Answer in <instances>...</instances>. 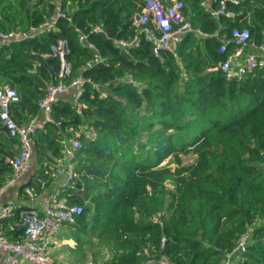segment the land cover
<instances>
[{
	"label": "trees",
	"instance_id": "16d2710c",
	"mask_svg": "<svg viewBox=\"0 0 264 264\" xmlns=\"http://www.w3.org/2000/svg\"><path fill=\"white\" fill-rule=\"evenodd\" d=\"M182 1L183 14L210 37L187 34L176 56L165 53L160 60L144 41L125 53L90 32L99 26L110 38H132L131 20L141 0H0L3 32L38 27L57 6L65 15L52 31L0 47V86L19 95L10 107L17 124L39 113L53 78L49 68L57 69L56 60L41 55L58 40L70 48L64 82L78 75L86 80L82 115L69 92L53 104V123L35 134V177L20 191L48 185L47 163L60 157L67 128L90 122L97 137L83 140L76 154L79 187L60 195L83 208L70 227L73 241L89 239L91 248L97 243L98 257L104 251L110 256L105 264H145L161 254L175 264H218L256 222L246 264H264V71L226 81L211 70L232 48L219 52L221 37L233 28L248 27L255 44L264 42V0L229 6L233 19L211 17L201 6L205 0ZM75 28L95 45L102 63L87 66L92 52L78 44ZM127 75L140 86L127 84ZM2 132L7 133L0 123V187L14 156ZM183 155H194V162L183 164ZM21 233L7 236L18 239Z\"/></svg>",
	"mask_w": 264,
	"mask_h": 264
},
{
	"label": "built area",
	"instance_id": "2783aa9c",
	"mask_svg": "<svg viewBox=\"0 0 264 264\" xmlns=\"http://www.w3.org/2000/svg\"><path fill=\"white\" fill-rule=\"evenodd\" d=\"M214 6L206 7L202 2L201 6L206 8L208 14L213 18L225 17L233 19L235 14L229 6H238L241 0H211ZM58 5V3H57ZM141 10L132 16L131 26L134 29V36L128 40L110 38L102 28L92 27L91 33L103 34L108 40L123 52L140 47L142 41L149 44L152 55L162 60V54H172L176 56L179 45L187 34L196 37L207 38L209 34L194 28L189 18L183 14L185 4L182 0H141ZM65 17L57 6L54 15L38 27L30 26L28 30H11L9 32L0 31V47H8L14 43L34 38L43 32L52 31L56 21ZM70 22V18H68ZM247 24L249 18L247 16ZM78 44L92 52V64L102 63L97 48L90 43L87 36L79 29ZM228 46H232L226 58L219 62L213 71H219L226 81L242 79L246 76L254 75L256 72L264 71V42L255 44L251 39L248 27L233 28L229 36L222 38L219 48L221 54L226 53ZM70 48L67 40L60 39L52 44L49 52L42 54V58H50L57 61V69L53 70L52 80L47 83L44 97L38 102V110L43 115V120L30 119L24 124H17L11 116L10 107L19 102V95L16 90L8 85L0 86V123L11 138L17 140L18 152L10 160L11 176L0 187V198L5 189L10 187L17 178L26 174L31 166L35 134L44 130L45 125L53 123L52 109L58 97L72 92L74 109L77 115H82L83 106L79 101L82 89L86 80L78 75L69 83L64 80L70 76L71 66L67 60ZM39 66L38 62L33 64V72ZM127 84L139 87L140 83L134 81L130 75L124 80ZM59 125V122L57 123ZM97 137V132L90 122H82L77 126H69L64 138L61 140V155L66 158V166L58 161L53 168L46 171L51 178L58 175H65L66 181L63 188L79 187L76 183L75 164L76 154L82 147V141H93ZM27 194L32 196V191L27 190ZM60 193L56 192L43 199L42 210L38 211L29 208L21 211V220L15 226L22 230L20 239H10L4 229L3 222L12 219L15 215L16 206L5 204L0 206V251L5 253L4 264H55L49 257V249L52 240L59 230L64 226H74L77 218L82 214L83 208L79 205H68L64 199L60 198ZM157 220V218H155ZM258 224L252 223L241 233L233 248L224 253L218 264H246L248 247L251 243L252 234ZM165 243V238L161 239V247ZM110 259L106 254L104 260L95 262L89 259L85 264H105ZM145 264H175L170 258L161 254L155 258L148 257Z\"/></svg>",
	"mask_w": 264,
	"mask_h": 264
},
{
	"label": "crops",
	"instance_id": "0c3cea01",
	"mask_svg": "<svg viewBox=\"0 0 264 264\" xmlns=\"http://www.w3.org/2000/svg\"><path fill=\"white\" fill-rule=\"evenodd\" d=\"M205 3H206V7H211L214 5L211 0H205ZM223 37H221V42ZM231 50L232 48L229 50V52H231ZM33 118H36L38 121H42L43 115L39 112ZM1 134H3L2 135L3 144L7 146L6 149L12 152L13 155H16L18 152L17 142L14 141L12 138H10L6 132H2ZM58 161H61V164L64 166H66L67 164L66 158H63V156L61 155V150H60V157L58 159L56 160L53 159L52 162L47 163L48 164L47 169L53 168ZM36 169L37 167L35 162V154L33 152L29 171L26 174L22 175L21 177L17 178L14 184H12L10 187L5 189L4 192L2 193V196L0 198V206L8 203L14 204L16 206L14 217L12 219L3 222L6 235L13 234V231L21 230L20 228H17L15 226L21 220V211L29 208H34L37 209L38 211H41L42 202L44 198L49 197L50 195L56 192L62 194L67 189H70V188H63V184L66 181L65 175H58L55 178H51L48 174H46L47 171L46 169L45 175L49 176L50 178V182L48 185H45L43 183L38 191H33L32 188H25L24 191L21 192L20 188L26 185L32 179H34ZM10 176H11V172L10 174L6 175L5 177L6 181L10 178ZM27 190L32 191V196H29L27 194ZM21 234L18 235V239H20ZM70 245H73V247L76 246L77 249L73 250L70 247ZM89 248H91L89 239H81L79 243H76L72 239L70 227L64 226L59 230V232L53 238L48 254L50 259L55 264H85L87 262V261L84 262L85 260L84 258L86 256L85 254H87V251H90ZM89 253H90L89 255H91L90 259H92V252ZM4 260H5V253L0 251V264H4ZM21 264H29V263L22 262Z\"/></svg>",
	"mask_w": 264,
	"mask_h": 264
},
{
	"label": "rangeland",
	"instance_id": "374dc122",
	"mask_svg": "<svg viewBox=\"0 0 264 264\" xmlns=\"http://www.w3.org/2000/svg\"><path fill=\"white\" fill-rule=\"evenodd\" d=\"M181 159H182V163L183 164L190 165V164H192L194 162L195 156L194 155H187V156H184L183 155V156H181ZM167 162L168 161L164 162L162 165L166 164ZM172 167H174V166L172 165ZM70 247L73 250H76L77 249V247L76 246L73 247V245H70ZM89 249H90V251H87V254H85L86 256L84 258L85 259L84 262H86V261H88L90 259V256L91 255H89L90 254L89 252H92V254L94 253V255H95V262H100V263L104 260L105 255L108 254L106 251H104L103 254H102V256H99L98 257V244L97 243L93 244L92 245V248H89ZM92 258H93V256H92ZM98 258H100L99 261H98Z\"/></svg>",
	"mask_w": 264,
	"mask_h": 264
}]
</instances>
